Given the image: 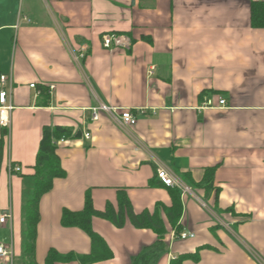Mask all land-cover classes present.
I'll return each instance as SVG.
<instances>
[{
    "label": "crops",
    "instance_id": "0c3cea01",
    "mask_svg": "<svg viewBox=\"0 0 264 264\" xmlns=\"http://www.w3.org/2000/svg\"><path fill=\"white\" fill-rule=\"evenodd\" d=\"M252 1L264 0H0V77L14 108L8 131L0 125V217L13 216L0 224V244L10 240L14 264H24L25 206L46 127L71 138L58 149L66 177L40 203L37 264L51 248L90 253L84 232L61 226L88 190L98 211L117 205L118 188L137 214L170 207L160 168L188 188L216 168L220 193L217 208L215 191L182 195L192 239L173 240L161 210L169 252L159 264L196 252L184 264H264V29L252 27ZM107 33L129 37L130 49H104ZM211 99L227 105L203 108ZM99 104L134 110L138 122L124 129L105 113L93 121ZM10 163L22 173L11 175ZM92 224L114 254L96 264H131L157 239L129 222Z\"/></svg>",
    "mask_w": 264,
    "mask_h": 264
},
{
    "label": "trees",
    "instance_id": "16d2710c",
    "mask_svg": "<svg viewBox=\"0 0 264 264\" xmlns=\"http://www.w3.org/2000/svg\"><path fill=\"white\" fill-rule=\"evenodd\" d=\"M251 22L254 29H264V1L251 2ZM7 131H3V135ZM71 132L59 127H46L43 130V137L37 153L34 179V190L30 200L25 206V231L23 238V260L24 264H37L36 248L38 240V228L41 221L40 203L44 195L48 194L54 187V182L66 177L62 166L58 149L61 140H69ZM0 139V147L2 146ZM216 168H209L205 171L204 180L200 184H191L194 190H204L206 194L215 191L216 208L219 204L220 190L214 187ZM158 178V177H157ZM159 180V179H158ZM160 184L164 186L159 180ZM158 185V184H157ZM150 186H156L153 182ZM166 187V186H164ZM172 198V205L165 207L158 205L155 212L144 211L137 214L134 211L127 190L117 189V205L107 203L103 211L95 209L91 191L88 190L84 197V206L80 211L64 209L61 216L63 228H76L84 232L91 242V250L88 254L76 252L60 253L51 248L45 258L44 264H96L109 261L114 254L106 241L94 231L93 218H100L113 224L116 228L122 229L129 222L134 228L140 230H152L156 235V241L151 245H144L140 252L132 257L131 264H159L165 252H169V245L165 241L167 229L161 210L164 211L168 222L177 235L183 232L181 218L183 215L182 193L176 187H167ZM178 240V239H177ZM196 254L180 255L171 260L170 264H184L186 260H197ZM196 255V256H195Z\"/></svg>",
    "mask_w": 264,
    "mask_h": 264
},
{
    "label": "built area",
    "instance_id": "2783aa9c",
    "mask_svg": "<svg viewBox=\"0 0 264 264\" xmlns=\"http://www.w3.org/2000/svg\"><path fill=\"white\" fill-rule=\"evenodd\" d=\"M102 44L103 48L109 51H114L117 48L121 49H130L132 42L131 39L125 35H119V34H112L107 33L104 34L102 37ZM83 57V55H82ZM7 82L6 76L0 77V125L7 129L10 128V114L12 112L13 105L11 101V94L8 93V91L5 90ZM32 88H35V85L31 86ZM51 91L55 89V86H50L49 88ZM226 101L221 99L218 103V105H215L214 101L208 100L204 104L203 108H225L226 107ZM92 120L98 121L100 114L105 113L108 116H110L116 123L120 125V127L124 129H129L130 127H133L138 122V116L135 114L134 110L130 109H122L117 108L113 106H107L105 104H99L98 106L94 107L92 109ZM137 113H144L143 110L137 111ZM87 138H89V135H87ZM61 142H65V140H61ZM9 172L11 175L14 174H20L22 173V167L15 165L13 163H10L9 165ZM157 177L161 181V183L166 187H176L179 188L182 192V195H185L189 193V188L183 184L180 180H178L176 177L172 176L165 168H160L157 171ZM13 219L12 213L10 211L4 212L0 217V224L6 225L8 223H11ZM172 239L173 240H188L195 237L194 234L191 233H181L180 235H177L174 231L172 233ZM0 259H4L5 262L8 264H14V250L12 245L8 244H0Z\"/></svg>",
    "mask_w": 264,
    "mask_h": 264
},
{
    "label": "rangeland",
    "instance_id": "374dc122",
    "mask_svg": "<svg viewBox=\"0 0 264 264\" xmlns=\"http://www.w3.org/2000/svg\"><path fill=\"white\" fill-rule=\"evenodd\" d=\"M31 190H29V189H27L26 190V193H29ZM189 192H191V188H189ZM24 231H25V229H24ZM2 239V238H1ZM2 243H4V244H7V243H10V240H8V242H7V240H6V242H2Z\"/></svg>",
    "mask_w": 264,
    "mask_h": 264
}]
</instances>
